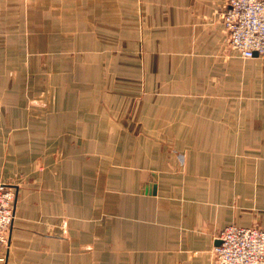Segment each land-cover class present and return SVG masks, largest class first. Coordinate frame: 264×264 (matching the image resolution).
Here are the masks:
<instances>
[{"label":"crops","instance_id":"obj_1","mask_svg":"<svg viewBox=\"0 0 264 264\" xmlns=\"http://www.w3.org/2000/svg\"><path fill=\"white\" fill-rule=\"evenodd\" d=\"M226 2L0 0V264H212L264 229V59Z\"/></svg>","mask_w":264,"mask_h":264},{"label":"built area","instance_id":"obj_2","mask_svg":"<svg viewBox=\"0 0 264 264\" xmlns=\"http://www.w3.org/2000/svg\"><path fill=\"white\" fill-rule=\"evenodd\" d=\"M227 41L243 59H264V0H227L221 14ZM15 192L0 182V262L6 261L10 227L15 216ZM220 244L211 249L212 264H264V229L227 226Z\"/></svg>","mask_w":264,"mask_h":264},{"label":"rangeland","instance_id":"obj_3","mask_svg":"<svg viewBox=\"0 0 264 264\" xmlns=\"http://www.w3.org/2000/svg\"><path fill=\"white\" fill-rule=\"evenodd\" d=\"M0 182H4V183H6V184H8V185H11L12 186V188H13V190H14V192H15V203H14V208H15V206H16V202H17V197H18V194H17V192H18V190H17V188H15L14 187V185L16 184V180L15 179H13L12 177H10V178H6L5 180H0ZM14 221H15V216H14V220H13V223H14ZM13 223H12V225H13ZM11 225V226H12ZM257 225H259V224H257ZM255 226V225H254ZM260 227H261V225H259ZM252 227V226H251ZM226 228V227H225ZM224 228V229H225ZM262 228V227H261ZM263 229V228H262ZM10 230H11V227H10ZM9 236H10V233H9ZM0 263H3V262H0Z\"/></svg>","mask_w":264,"mask_h":264},{"label":"water","instance_id":"obj_4","mask_svg":"<svg viewBox=\"0 0 264 264\" xmlns=\"http://www.w3.org/2000/svg\"><path fill=\"white\" fill-rule=\"evenodd\" d=\"M154 192H156V187H155V190H154ZM220 244V241H219V243L217 244V245H219Z\"/></svg>","mask_w":264,"mask_h":264}]
</instances>
